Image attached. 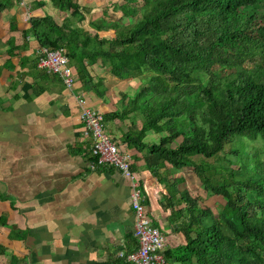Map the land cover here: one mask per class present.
<instances>
[{
    "label": "trees",
    "instance_id": "obj_1",
    "mask_svg": "<svg viewBox=\"0 0 264 264\" xmlns=\"http://www.w3.org/2000/svg\"><path fill=\"white\" fill-rule=\"evenodd\" d=\"M50 1L68 16L61 23L50 14L33 17L25 39L64 50L82 87L98 97L103 81L88 66L100 63L121 81L140 80L131 102L104 117L133 115L125 142L168 191L169 219L185 244L164 251L166 261L264 264V0H143L140 6L124 0L119 10L129 26L99 18L88 23L94 34L74 24L85 18L75 0ZM110 29L116 36L108 37ZM203 74L211 81L204 83ZM148 132L159 136L157 143H146ZM233 139L239 146L230 153L242 165L214 164ZM250 140L263 142L257 153L247 152ZM185 168L206 192L225 198L219 216L176 188L182 178L169 180L171 171ZM6 254L0 245V257Z\"/></svg>",
    "mask_w": 264,
    "mask_h": 264
},
{
    "label": "crops",
    "instance_id": "obj_2",
    "mask_svg": "<svg viewBox=\"0 0 264 264\" xmlns=\"http://www.w3.org/2000/svg\"><path fill=\"white\" fill-rule=\"evenodd\" d=\"M75 1L85 18L74 24L94 34L87 16L96 8ZM47 14L60 23L68 16L50 0H0V245L7 250L0 264H135L127 258L139 250L132 181L115 168H91V142L82 135L79 116L83 108L103 117L123 110L121 95L129 104L140 80L121 81L100 63L88 66L89 75L103 81L98 97L82 87L77 72L68 88L58 75L41 70V47L31 35L25 39L24 31L33 17ZM133 120V115L123 121L105 119V129L132 157L166 251L184 245L185 239L169 219L167 189L145 169L142 154L125 142ZM137 127H142L139 118ZM152 134L146 143L158 142ZM181 171H171L169 180H184ZM188 180L196 189L194 178Z\"/></svg>",
    "mask_w": 264,
    "mask_h": 264
},
{
    "label": "built area",
    "instance_id": "obj_3",
    "mask_svg": "<svg viewBox=\"0 0 264 264\" xmlns=\"http://www.w3.org/2000/svg\"><path fill=\"white\" fill-rule=\"evenodd\" d=\"M18 1L24 3L26 0ZM38 67L47 73L58 75L68 88L75 84L74 69L62 49L52 51L41 49ZM79 119L83 137L91 142L90 155L93 158L91 168L94 169L96 166L115 168L132 181L131 203L136 216L135 237L139 243V250L127 258L135 264H168L163 256L166 239L148 214L142 184L132 169V157L122 151L108 135L102 113L83 108Z\"/></svg>",
    "mask_w": 264,
    "mask_h": 264
},
{
    "label": "rangeland",
    "instance_id": "obj_4",
    "mask_svg": "<svg viewBox=\"0 0 264 264\" xmlns=\"http://www.w3.org/2000/svg\"><path fill=\"white\" fill-rule=\"evenodd\" d=\"M84 1L88 2L89 9L91 7L96 8L93 12H91V14H90V12H88V16H87L88 20H92V18H95V17H98L95 19L104 18L107 22L113 20V21L119 23L118 26H120V29L128 27L129 24L131 23V20L129 18H122V12L119 10V6L125 2L124 0H84ZM142 3H143V0H138L137 5L140 6V5H142ZM106 8H108L109 10H106ZM120 18H121V21H120ZM260 20L264 22V10H262V15L259 17V21ZM75 23H78V22H75ZM80 24H81V22H80ZM114 36H116V30H114V29L108 30V37H114ZM202 78L204 80V83H208L211 81V78L206 74H203ZM124 96L128 99L127 95L122 94L121 95V102L123 105H126L127 100L123 99ZM140 121L142 122L141 119H140ZM152 136H154V135L152 134ZM151 140L158 141L155 138H153ZM179 141H180V139H178L176 142L178 143ZM231 142L229 145H226V148L223 151V153H221L217 157V159L213 161V163L216 164L217 166H221V165L227 164V163L229 165H231V163H229L228 161H232L233 165H232L231 169L236 170L240 167V165H242L243 162L238 161L230 153L233 149H235L236 147L239 146L238 139H233ZM262 144H263L262 141H252V140L245 141V146L247 148V152L252 151L253 153H257L255 150L259 151V149H261L263 146ZM175 145H176V143L173 144L172 146L174 147ZM199 160H202V159L195 158L194 161L199 162ZM179 176L184 177V180H183L184 182L181 184L182 185L181 189H188V186H189V190H188L189 194L192 197H194L195 200H199L200 205L210 207L215 212V215H217V216L220 215V213L222 212V210L224 208V205L226 204V200L223 196L217 195V194L216 195H210L208 192H206V190L204 189L203 183H201L202 181H200V179L194 175L191 168L183 169L179 173ZM191 177L194 178V180H195L196 189H192L190 186L191 184L194 185L193 181H189V180H188V182L186 181L187 178H191ZM177 204H179V203H177ZM183 206H184V204L181 203L180 205H176L175 208L179 209V208H183Z\"/></svg>",
    "mask_w": 264,
    "mask_h": 264
}]
</instances>
